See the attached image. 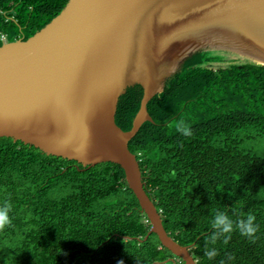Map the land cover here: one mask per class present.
Returning a JSON list of instances; mask_svg holds the SVG:
<instances>
[{"label": "trees", "instance_id": "1", "mask_svg": "<svg viewBox=\"0 0 264 264\" xmlns=\"http://www.w3.org/2000/svg\"><path fill=\"white\" fill-rule=\"evenodd\" d=\"M67 2L0 0V46L2 35L32 36ZM222 60L209 49L188 57L148 102L153 121L129 147L165 229L197 264H264V154L247 144L264 140V64L211 66ZM143 95L136 84L120 97L123 130L132 129ZM180 119L191 137L176 131ZM6 201L12 224L0 231V264H185L150 232L119 164L84 166L0 137V204ZM215 210L234 221L251 212L259 230L252 239L234 231L227 244L223 237L209 243L219 253L209 260L203 252Z\"/></svg>", "mask_w": 264, "mask_h": 264}, {"label": "water", "instance_id": "2", "mask_svg": "<svg viewBox=\"0 0 264 264\" xmlns=\"http://www.w3.org/2000/svg\"><path fill=\"white\" fill-rule=\"evenodd\" d=\"M203 49L223 55L216 62L264 64V0H68L32 36L0 46V137L84 166L121 165L150 232L197 264L165 229L129 143L153 121L148 102ZM136 84L144 88L141 108L125 131L119 101Z\"/></svg>", "mask_w": 264, "mask_h": 264}, {"label": "clouds", "instance_id": "3", "mask_svg": "<svg viewBox=\"0 0 264 264\" xmlns=\"http://www.w3.org/2000/svg\"><path fill=\"white\" fill-rule=\"evenodd\" d=\"M175 129L178 133L185 137H191L193 135L191 127L183 120L180 119L174 122ZM12 204L10 201H6L0 204V231H4L12 224L11 213ZM212 233L205 238L204 256L209 260L214 259L219 253L215 247H209V243L215 245L216 242L223 237V243L227 244L231 239V234L235 231L245 238L252 239L255 237L259 230V225L256 224V217L249 212L243 218L233 220L227 212L215 210L212 217ZM228 259H232L231 256ZM118 264H124L123 261H119ZM221 264H226L222 261Z\"/></svg>", "mask_w": 264, "mask_h": 264}, {"label": "rangeland", "instance_id": "4", "mask_svg": "<svg viewBox=\"0 0 264 264\" xmlns=\"http://www.w3.org/2000/svg\"><path fill=\"white\" fill-rule=\"evenodd\" d=\"M244 64V63H254V64H262L257 60H241V61H231V62H214L211 64L212 67L217 68V67H227L231 64ZM179 69V68H178ZM177 69V70H178ZM174 72H172L173 74ZM248 146H254L255 149L260 152L261 154H264V140L261 138L256 139L255 141H248Z\"/></svg>", "mask_w": 264, "mask_h": 264}, {"label": "built area", "instance_id": "5", "mask_svg": "<svg viewBox=\"0 0 264 264\" xmlns=\"http://www.w3.org/2000/svg\"><path fill=\"white\" fill-rule=\"evenodd\" d=\"M2 39L5 41V40H7V37L5 35H2ZM145 222H147V223L149 222L147 218L145 219Z\"/></svg>", "mask_w": 264, "mask_h": 264}]
</instances>
